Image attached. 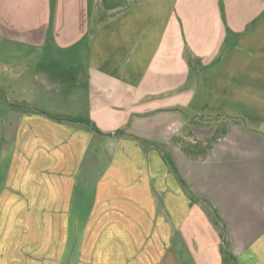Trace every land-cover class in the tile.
<instances>
[{
  "label": "crops",
  "instance_id": "0c3cea01",
  "mask_svg": "<svg viewBox=\"0 0 264 264\" xmlns=\"http://www.w3.org/2000/svg\"><path fill=\"white\" fill-rule=\"evenodd\" d=\"M205 201L264 264V0H0V264H224Z\"/></svg>",
  "mask_w": 264,
  "mask_h": 264
},
{
  "label": "trees",
  "instance_id": "16d2710c",
  "mask_svg": "<svg viewBox=\"0 0 264 264\" xmlns=\"http://www.w3.org/2000/svg\"><path fill=\"white\" fill-rule=\"evenodd\" d=\"M186 55H187V59H188L190 67H193L196 63L199 62V59L194 58L193 55L189 51L186 52ZM34 112H39V111H34ZM52 118L58 122L65 123V124H79V123L85 124L91 131H93L97 134L103 135V136H115V137L129 136V135H127V133L124 130H119L115 133L104 134L89 119L63 117V116H54ZM221 135H223V133L215 135L212 139H210L209 141H206V142H199L196 144H190V143L185 144L184 150L190 157L198 158V156H201L202 158L203 157L205 158L211 152L213 144L215 142H217L218 139L220 138L218 136H221ZM130 137L133 138V136H130ZM134 138L143 146V148L145 150H147L150 147H153V148H156L159 151H161L165 161L167 162V164L169 165L171 170L175 174H177L174 162H173L171 156L169 155L168 151L165 149L164 145H161L158 143H152V142L146 141V140L141 139V138H136V137H134ZM180 182L184 185V187H186L185 183L181 179H180ZM195 200H197V199H195ZM205 202L211 208L209 210V214L211 216L212 222L215 225V227H217L220 230L221 237L223 239V247L221 248V250H222V254H223L224 264H237L234 255L231 253V251L229 249L228 241L226 239V235H227L225 233V229H226L225 226L226 225L221 221V219L218 215V212L213 207H211L210 203L207 201H205ZM208 209H209V207H208Z\"/></svg>",
  "mask_w": 264,
  "mask_h": 264
},
{
  "label": "rangeland",
  "instance_id": "374dc122",
  "mask_svg": "<svg viewBox=\"0 0 264 264\" xmlns=\"http://www.w3.org/2000/svg\"><path fill=\"white\" fill-rule=\"evenodd\" d=\"M5 50V52L7 53V54H9V55H12V57H18L20 54H21V51H19V48H17V47H11V48H5L4 49ZM49 50H45V52H48ZM66 57L68 58V59H72V62L74 61V62H76L77 63V61L79 60L78 59V57H79V52H78V48L76 47V48H73V49H70L69 50V52L68 53H66ZM37 56V54L36 53H34V57H36ZM65 57V58H66ZM60 58V63L58 64V67H63L64 66V64H65V58L64 57H59ZM75 63V64H76ZM15 66V65H14ZM44 66V65H43ZM31 67V66H30ZM75 67H77V65H75ZM32 68L33 67H31V70H32ZM61 70V69H60ZM80 73V70L78 69V71H77V74H79Z\"/></svg>",
  "mask_w": 264,
  "mask_h": 264
}]
</instances>
